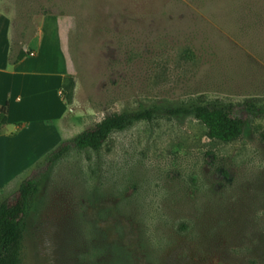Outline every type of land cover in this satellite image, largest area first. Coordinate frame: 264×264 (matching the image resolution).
<instances>
[{"label": "rangeland", "instance_id": "rangeland-1", "mask_svg": "<svg viewBox=\"0 0 264 264\" xmlns=\"http://www.w3.org/2000/svg\"><path fill=\"white\" fill-rule=\"evenodd\" d=\"M45 15L54 69L72 79L64 114L0 199L106 115L158 114L36 175L21 264H264V116L241 113L242 136L224 144L165 114L264 105V0H0L14 55Z\"/></svg>", "mask_w": 264, "mask_h": 264}, {"label": "crops", "instance_id": "crops-1", "mask_svg": "<svg viewBox=\"0 0 264 264\" xmlns=\"http://www.w3.org/2000/svg\"><path fill=\"white\" fill-rule=\"evenodd\" d=\"M52 17H42L36 35L15 55L9 24L0 17V108L7 105L6 124L0 131V190L29 169L38 152L57 137L52 123L64 114L58 97L67 92L72 79L66 64L54 69L58 62L50 50L57 43L51 41L50 21L46 22ZM20 52L25 56L13 63Z\"/></svg>", "mask_w": 264, "mask_h": 264}, {"label": "trees", "instance_id": "trees-1", "mask_svg": "<svg viewBox=\"0 0 264 264\" xmlns=\"http://www.w3.org/2000/svg\"><path fill=\"white\" fill-rule=\"evenodd\" d=\"M24 56L25 53L20 52L13 63ZM241 113L247 116H264V105L256 106L252 101L237 105L214 102L191 104L165 111L171 117H192L204 127L209 140L224 144L233 143L242 136L247 122L240 117ZM157 114L158 110L150 108L106 115L92 128L61 142L56 149L37 162L30 169L29 175L33 176L20 182L15 195L0 199V264H21L25 217L30 199L37 191L36 175L42 176L70 151L100 150L110 135L123 132L139 122H151ZM6 117L7 105L0 108V131L6 124Z\"/></svg>", "mask_w": 264, "mask_h": 264}, {"label": "built area", "instance_id": "built-area-1", "mask_svg": "<svg viewBox=\"0 0 264 264\" xmlns=\"http://www.w3.org/2000/svg\"><path fill=\"white\" fill-rule=\"evenodd\" d=\"M29 56H33V54L30 53Z\"/></svg>", "mask_w": 264, "mask_h": 264}]
</instances>
